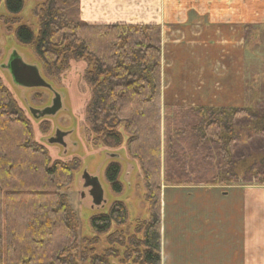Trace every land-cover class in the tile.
I'll return each mask as SVG.
<instances>
[{"label": "trees", "instance_id": "16d2710c", "mask_svg": "<svg viewBox=\"0 0 264 264\" xmlns=\"http://www.w3.org/2000/svg\"><path fill=\"white\" fill-rule=\"evenodd\" d=\"M36 1L37 33L19 25L15 38L32 46L49 75L70 60L86 64L89 130L106 148L126 137L149 218L129 225L127 208L114 202L91 216V235L79 237L66 193L77 161L54 160L36 142L0 78V264H160L162 185H264V92L256 104L164 105L159 25L90 24L80 18L79 0ZM4 4L16 14L23 2ZM119 171L117 162L105 170L116 193Z\"/></svg>", "mask_w": 264, "mask_h": 264}, {"label": "rangeland", "instance_id": "374dc122", "mask_svg": "<svg viewBox=\"0 0 264 264\" xmlns=\"http://www.w3.org/2000/svg\"><path fill=\"white\" fill-rule=\"evenodd\" d=\"M22 2L21 10L10 14L4 0H0V78L31 123L36 142L42 144L54 160L77 161L72 183L66 193L79 221V237L91 235V216L108 213L114 202H121L127 208L129 225L148 220L142 175L136 163L126 156V137H123L120 147L106 148L89 130L85 111L90 92L83 80L86 64L70 60L66 70L56 75L47 74L32 46L22 44L15 38L14 33L19 25H27L37 33L38 22L34 14L37 1ZM172 4L175 19L182 23L186 21L188 11L196 12L190 17L192 26L187 28L185 24L179 27L180 33L177 36L172 34L168 40L175 47L179 43L180 46L186 43L185 47L180 48H188L189 52L185 53H189L190 57L188 54L181 61L175 59L174 62L164 58L163 62V72L169 69V79L181 84L183 92L187 84L194 88V94L184 93L183 97L193 101L195 98L203 100L213 106L237 105L240 101L242 104L251 101L256 104L263 100L264 0H172ZM3 17L7 19L6 23H3ZM232 21L236 27L228 25L233 24ZM186 30L189 31L188 35ZM207 35L210 37L207 38ZM173 36L176 37L173 39ZM193 49L197 52L195 59L191 58ZM13 51L23 62L38 68L48 88L24 87L13 81L5 67ZM181 64L183 73L178 78ZM172 91H165V100L171 99L176 103L178 99ZM55 99L59 100V107L54 113L39 117L31 113V109L43 111L52 107ZM186 99L182 101L183 106L191 102ZM43 123L49 128L46 133L40 130ZM111 162H117L120 166L118 181L122 189L118 193L112 190L105 175L106 167ZM85 175L94 176L99 183L102 201L98 205L93 203L89 186H84Z\"/></svg>", "mask_w": 264, "mask_h": 264}, {"label": "crops", "instance_id": "0c3cea01", "mask_svg": "<svg viewBox=\"0 0 264 264\" xmlns=\"http://www.w3.org/2000/svg\"><path fill=\"white\" fill-rule=\"evenodd\" d=\"M79 3L80 18L85 23L159 25L162 103L184 105V93L194 94L190 84L183 92L181 84L169 79L170 70L163 72V62L164 58L174 62L188 56L189 53H185L189 52L188 48H180L185 47L186 43L183 46L179 43L175 47L168 40L172 34L177 36L180 33L179 27L185 24L187 28L191 27L193 21H190V17L196 12L188 11L186 21L182 23L175 19L172 0H79ZM228 25L236 27L235 23ZM185 33L188 35L189 31ZM202 34L204 38V31ZM193 52L191 58L195 59L196 49ZM182 66L177 72L178 78L182 77ZM167 89L174 91L173 95L178 99L176 103L171 99L166 102ZM186 100L191 101L187 104L189 106L209 105L196 98L194 101L190 98ZM160 249V264H264V186L162 185Z\"/></svg>", "mask_w": 264, "mask_h": 264}, {"label": "water", "instance_id": "95a60500", "mask_svg": "<svg viewBox=\"0 0 264 264\" xmlns=\"http://www.w3.org/2000/svg\"><path fill=\"white\" fill-rule=\"evenodd\" d=\"M5 67L10 72L13 81L19 86L46 88L49 87V85L40 75L38 68L34 65H29L23 62L19 55H17V53L14 51L11 53L9 61ZM58 107L59 105L57 103H54L52 107H48L43 111L34 109H31L30 111L35 117H39L44 114L54 113L58 109ZM84 179V186H89L92 190L95 189L93 190L94 192L90 190V194L92 196L93 203L98 205L102 201V191L97 179L89 175H85Z\"/></svg>", "mask_w": 264, "mask_h": 264}, {"label": "flooded vegetation", "instance_id": "af4514ba", "mask_svg": "<svg viewBox=\"0 0 264 264\" xmlns=\"http://www.w3.org/2000/svg\"><path fill=\"white\" fill-rule=\"evenodd\" d=\"M8 61H9V60H8ZM7 63H8V62H7ZM54 103H57V104L59 105V100H58V99H55ZM53 105H54V104H53ZM90 182H92V181H90ZM89 188H90V187H89ZM90 190H91L92 192H94L93 190H95V189L92 190V189L90 188Z\"/></svg>", "mask_w": 264, "mask_h": 264}]
</instances>
